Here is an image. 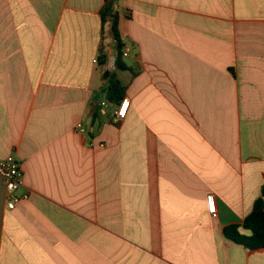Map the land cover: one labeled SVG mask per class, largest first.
Listing matches in <instances>:
<instances>
[{
	"label": "crops",
	"instance_id": "crops-1",
	"mask_svg": "<svg viewBox=\"0 0 264 264\" xmlns=\"http://www.w3.org/2000/svg\"><path fill=\"white\" fill-rule=\"evenodd\" d=\"M104 6L0 0V159L29 192L7 210L0 178V264H264L223 233L264 186V0H114L123 70Z\"/></svg>",
	"mask_w": 264,
	"mask_h": 264
},
{
	"label": "trees",
	"instance_id": "trees-1",
	"mask_svg": "<svg viewBox=\"0 0 264 264\" xmlns=\"http://www.w3.org/2000/svg\"><path fill=\"white\" fill-rule=\"evenodd\" d=\"M104 12L102 13V21L106 18H110L111 21V35L115 42L116 47V68L123 70L124 67L121 64V56L123 44L121 42L118 32L117 15L113 11L114 0H104ZM106 62V55L100 52L98 63L103 65ZM104 78L109 76V85L107 88L108 95L112 101H118L122 99V86L114 73L109 74L104 72ZM264 196V186L261 189V197L255 200L251 212L244 218L242 223V229L247 230L249 234H243L239 230L238 225H229L223 229V233L226 238L234 241L237 244L242 245L246 249H261L264 248V202L262 197Z\"/></svg>",
	"mask_w": 264,
	"mask_h": 264
},
{
	"label": "built area",
	"instance_id": "built-area-1",
	"mask_svg": "<svg viewBox=\"0 0 264 264\" xmlns=\"http://www.w3.org/2000/svg\"><path fill=\"white\" fill-rule=\"evenodd\" d=\"M129 105L130 101L128 98L122 99L120 105L114 112V118L120 120L124 119L127 115ZM76 128L78 131H81L82 124L78 123ZM89 145H92V143ZM0 178L4 184L6 209L13 210L19 202L27 199L29 196V192L26 188L22 193H18V190L24 187V176L20 162L13 155L0 159ZM206 204L208 213L215 216V199L212 194L206 196Z\"/></svg>",
	"mask_w": 264,
	"mask_h": 264
}]
</instances>
